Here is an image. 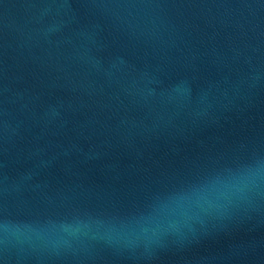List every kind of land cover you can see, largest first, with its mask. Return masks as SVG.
Returning a JSON list of instances; mask_svg holds the SVG:
<instances>
[{"label":"water","instance_id":"water-1","mask_svg":"<svg viewBox=\"0 0 264 264\" xmlns=\"http://www.w3.org/2000/svg\"><path fill=\"white\" fill-rule=\"evenodd\" d=\"M0 264H264V0H0Z\"/></svg>","mask_w":264,"mask_h":264}]
</instances>
